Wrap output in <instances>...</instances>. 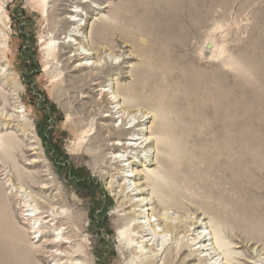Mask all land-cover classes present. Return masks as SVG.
<instances>
[{
    "label": "rangeland",
    "instance_id": "1",
    "mask_svg": "<svg viewBox=\"0 0 264 264\" xmlns=\"http://www.w3.org/2000/svg\"><path fill=\"white\" fill-rule=\"evenodd\" d=\"M206 5L210 18L202 8L194 21L198 22L191 36L195 58L180 54L165 68L161 60L148 64L153 43L147 37L135 38V32L142 34L149 21L129 0H0V209L4 214L0 264H140L141 255L152 257L151 264H264V229L251 225L260 221L264 227V207L259 213L251 206L264 205V0H209ZM168 10L155 8L150 14L166 16ZM70 12L79 17L72 18ZM104 26L106 33L100 39L97 31ZM74 29L80 38L71 37ZM79 49L80 53L89 50L95 54L93 62L106 70L101 74L102 86L94 92L93 87L80 89L91 71L78 68L74 56ZM110 55L118 59L117 65L111 67ZM151 69L167 70L164 83L171 85L164 91L167 112L183 120L178 127L185 155L181 181L202 186L199 191L188 190L192 197L181 198L182 209L173 211L188 229L168 231L162 227L158 232L169 241H161L165 245L156 250L143 248L139 240L132 239L140 236L132 230L136 208L130 203L134 197L120 188L123 182L119 175L124 173L113 165V151L103 149L115 143L116 137L112 141L108 138L110 128L120 125L117 104L96 92L114 89L129 120L137 117L147 121L144 128L153 145L130 160L137 162L134 169L138 175L131 185L147 191L144 197L155 209L157 200L147 178L160 170L156 146L161 124L156 99L149 97L157 93V86L140 88L130 96L131 101L126 91ZM192 70L196 71V90L192 81L184 80ZM224 117L228 198L243 197L249 209L242 230L234 222L230 223L232 231L214 225L217 215L208 199L222 196L219 188L209 197L204 189L215 165L209 138L217 139L221 134ZM190 118L195 119L193 124ZM127 124L125 129L130 127ZM190 135L196 136L193 145ZM191 147L198 151L196 163L187 153ZM190 173L196 178L190 180ZM34 211L45 213L44 218L24 217ZM53 214L65 216L60 230L50 218ZM73 214L81 220L74 223ZM195 218L203 224L199 230L190 226ZM62 233H69L68 242L73 243L64 247L70 259L53 258L44 250L62 241ZM43 235V240H33ZM199 235L207 237L209 254L217 257L213 261L203 258L208 253H197L200 246L177 257L180 248L191 245ZM125 242L137 249H125ZM21 245L34 250L31 263H21L26 252Z\"/></svg>",
    "mask_w": 264,
    "mask_h": 264
},
{
    "label": "bare ground",
    "instance_id": "2",
    "mask_svg": "<svg viewBox=\"0 0 264 264\" xmlns=\"http://www.w3.org/2000/svg\"><path fill=\"white\" fill-rule=\"evenodd\" d=\"M208 1L209 0H129V4L134 5L136 7L135 9L137 13L144 14L143 16L146 18L147 21H149L146 24H144L142 32L140 30L142 34L136 35V32H135V38L147 37L153 43V47H152L153 57L152 59L149 58L150 61L148 60L149 61L148 64H151V63L157 64L158 62H160L159 60H161L164 62L165 68H170V65L175 62L173 61L174 57L179 56L180 54L181 55L184 54V56L187 58H191V59L195 58L194 57L195 47H194V42L192 40V38L194 37H191V36L192 34L195 33L198 22H194V21L197 20L196 17L198 18L197 13L203 9H205V12H206L205 17L207 16L208 19L210 18V15H211L210 8H208V11H206V8H207L206 4ZM199 4H200V7H197V5ZM155 8H166V9H169L168 11H170L171 9V11L170 13L167 12L166 16L162 14H160V16L153 15V13L150 14V10L155 9ZM189 10L192 11L190 15H189L190 13ZM185 11L187 13H184ZM70 13L73 15L72 18L74 17V19L79 17L78 15H76L75 12H70ZM154 16H156V18H154ZM151 17H153L154 19L151 20ZM129 20H131V18ZM199 21H202V20H199ZM73 24L75 25V27L78 28V21L74 20ZM131 24L132 22L128 23L129 26H131ZM74 32H75V29L71 33V37L80 38L79 35H76ZM105 33H106V28L104 26L103 28L101 27L98 29L97 36H99L100 39H103L105 36ZM69 46L72 47L73 45H69ZM210 49H211V46H210ZM89 52H90L89 50H86L84 53H80V49H79L74 56V60L76 62H79L78 68L80 69V71H85V70L91 71V73H89L87 77H84V80H83L84 86L80 87V89L88 88L87 90H91L90 88L93 87L94 89L91 92H94L97 88H100L102 86V83H100V81L102 80L101 74L106 73V70L104 71L103 67L100 68L98 63L93 62L94 57L96 55L93 53H89ZM224 57H225V54H222L221 59H224V63H226L225 61L226 58ZM109 58L111 59V62H112L111 67L114 66V64L117 65L116 62L118 59L116 57H114L113 55H110ZM69 61H73V60L70 59ZM109 61L107 62L108 65L110 64ZM225 65L226 64H224L223 66ZM167 73H168L167 70H163V71L161 70L155 71V69L153 70L151 69V71L147 70L144 72L145 77L143 76L141 78L139 77L138 79H136V83H134L132 86L127 87L126 89V91L129 92L128 96H129V100L131 101L133 98H131L130 96L132 94H136V92L140 88H152V87L155 88V86H157V90H156L157 93L149 97H154L156 99L155 101L158 107L157 114L159 116V122L161 124V129L158 128L160 130V141H159V144H157L156 146L159 152V156H157V163L160 165V170L158 171V173H153L154 175L147 178L153 188L152 193L155 199L157 200L153 204V205H156L155 209L151 208L152 206L151 201L149 202V200L144 197L147 191L145 192L144 189L140 190L138 187H135L136 184L133 185L134 188L131 185L133 181L138 179V175L136 174V171L134 169V166H137L136 164L137 162L134 161L130 163V160H132L133 156H136L138 152H141V153L147 152V149L153 145V141H151V138L146 136L147 132L145 131L144 127L147 125L146 124L147 121H141L137 117H133L134 119L131 117L132 120H129L130 117L129 115L126 116V112L124 108L121 106V100L119 99V95L114 91V89L111 88V89H104V90L96 91L97 93H99V96L101 98L108 97L110 98L112 102L117 104L116 114L118 115L117 120L120 122V125H116V126L114 125L112 128H110V131H109L110 133H109V138H108V141H112L114 140L113 138L116 137L115 143L113 145H104L103 149L104 151H107V150L113 151L114 156L111 157V161L113 162V165H115L118 168H121L122 169L121 171H123L124 173V174L120 173L119 175V181L123 182L120 188L122 189L124 194L127 193L131 197H134L132 199L133 201H131L130 203V205L132 204L130 207L136 208L135 210L136 215H134L136 220L133 222L132 230L137 231L140 236L137 237V239L136 237L134 238L132 237V239H135L137 241L139 240L140 241L139 244H142L143 248L144 246L153 247L155 248V250L156 248L163 246L164 241H169L167 240L168 239L167 236L166 237L161 236V234L158 232V230H161L162 227H163V230H168V231H175V230L179 231L182 229H185V230L188 229V226L186 225V223L182 221L177 215L175 216L173 211L174 212L180 211L182 209V205L180 203L181 198L186 199L187 197H192V195L191 196L190 194L188 195L187 193L188 190L194 189V191H199L200 187L202 188V186L198 187L197 185H194V186L189 185V184L185 185L181 181L182 180V175H181L182 170L180 167H181V162H183L185 158V155H184V151H183L181 144H179L180 136H178V127H182L180 125V122L183 120L179 119L177 117V114H172L171 112H167L168 104L165 100L166 97H164L165 96L164 91L167 92L168 89H170L171 87V85L167 84L166 82H165L166 84L164 83V80L166 81L164 77H168ZM173 74L174 73L172 72L171 75ZM186 77H184V80L187 79L189 80L188 82L192 81L191 83H193L192 85L194 86V89L195 90L198 89L197 87L198 83L196 81L197 79L196 71L194 72V70H192L191 74H188V76ZM223 91L224 90L222 87V92ZM222 97H223V94L221 98ZM171 98L174 99L175 97L171 96ZM176 99H177V96H176ZM168 103H171V101ZM222 115H225V112H222ZM225 120L226 119L224 117L223 123L221 124L222 130L220 129L221 134L218 136V138L217 139L209 138V140L211 141L210 143L213 144L210 155L212 156L211 158H215V160H213L215 165L212 169V172L216 174L213 175L212 173L211 175H208L207 182L205 184L204 189L206 190L207 193H209V195H207L209 197L211 196V192L214 190V188H219L218 192L222 196L220 197L219 195V198L217 199L215 198L212 199L211 197H209L208 199V203L211 205L210 208L213 209V214L217 215L214 218V225L217 228L227 227L228 230L232 231V228L230 227V223L234 222V224L239 225V227H241L240 230H242L243 225L246 224L244 220H245V216L247 215L249 209H248L246 200L243 197H239L238 195H236L235 197L234 195H232L234 197L228 198L229 197L228 196V174L229 173L227 172L228 169H226V159H225V156L227 155V151H228L227 149L228 148V135L226 132L227 126H226ZM128 122H129L130 127L125 129L124 126H126ZM189 122L193 124L195 122V119L190 118ZM79 124L81 125L82 122L80 121ZM186 129L188 130V128ZM195 137H196L195 135L189 136V143H191V145L194 144L193 142L195 141ZM210 143H209V146H210ZM187 153H189L190 158L192 157L191 162L196 163V159L194 160V158L197 156L198 151L195 148L191 147V149H189ZM146 158L149 159L150 157H146ZM140 161L146 165V162L142 161V159H140ZM130 172L133 174L131 175L128 174ZM188 175H189L188 178H190V180H193L196 178V176H194V173H190ZM231 189L230 191H232ZM2 197H3L2 194H0V201L2 200ZM251 206H253L257 210V212L262 213L261 209L262 207H264V205L260 206V205H256L252 203ZM160 209L161 210L164 209L163 213H161ZM158 210H160L159 213H158ZM76 214H73L71 216L72 217L71 220H73L74 223L81 220L80 219L81 217H79ZM44 216H45V213H39L38 215L37 212L34 211L33 214H27L24 217L26 218L34 217L36 218V220L38 218L37 221H39L42 218H44ZM3 217H4L3 211H1L0 209V225L4 224ZM50 218H53V221L56 222L55 227L57 228V230H60L59 228L63 227L61 225V223L65 220V216L63 214H55L54 216ZM127 218H120L119 220L124 221L125 219L127 220ZM31 220L33 219H30V221ZM226 221L228 223H226ZM190 223L192 224L190 226L194 227L195 230H199L200 228L203 227V224H201V220H198V218L191 220ZM256 223L254 222L251 225L253 226L256 225L258 229H261L263 231L264 227H262L260 221ZM65 230H69V227ZM258 232H260V230H258ZM68 234L69 233H62L61 234L62 239H63L62 241L47 245L44 248V250L49 252L51 254V257L53 258H55L56 256H59V258L61 257L65 259H70L71 255L64 249L66 245L73 244L71 242H68V240H70V238H68ZM259 234L260 233H258L257 235ZM19 236L16 238H19ZM200 236L202 235H199L196 239H194L191 245L186 244L185 246L181 247L179 252L176 253L178 254L177 257H180L182 253L187 250H190L191 253H193L194 247L200 246L197 253L206 252L208 254L205 255L203 258L213 261L217 257V255H215V253L209 254V252L211 251L206 246L209 240L207 239V237H200ZM37 238L40 240H43L44 235L42 237L41 236L34 237L33 240H36ZM22 239L24 238L22 237ZM161 241H163L162 242L163 244H160ZM14 242H17V241H14ZM21 247H22L21 248L22 250L24 249L26 250V252H24L22 256L21 263L23 260L26 263L27 262L29 263L30 260H32L35 257V252L30 247H26L22 245ZM125 249H129L133 251L137 249V247H134V245L129 242H125ZM18 256L19 255H17V258ZM140 258H143L140 264H151L153 262L152 257L145 258L144 255H141ZM166 264H171V263L167 262Z\"/></svg>",
    "mask_w": 264,
    "mask_h": 264
},
{
    "label": "water",
    "instance_id": "3",
    "mask_svg": "<svg viewBox=\"0 0 264 264\" xmlns=\"http://www.w3.org/2000/svg\"><path fill=\"white\" fill-rule=\"evenodd\" d=\"M208 49L210 50V46H208Z\"/></svg>",
    "mask_w": 264,
    "mask_h": 264
}]
</instances>
